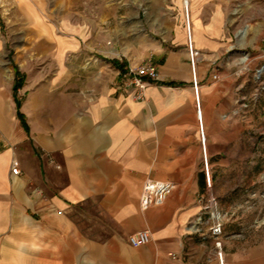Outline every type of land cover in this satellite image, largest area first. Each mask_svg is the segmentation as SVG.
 Wrapping results in <instances>:
<instances>
[{
	"label": "crops",
	"instance_id": "1",
	"mask_svg": "<svg viewBox=\"0 0 264 264\" xmlns=\"http://www.w3.org/2000/svg\"><path fill=\"white\" fill-rule=\"evenodd\" d=\"M191 9L213 186L232 197L245 143L234 103L249 82L221 66L230 46L225 6L191 0ZM167 39L169 48L154 52L158 78L141 101L114 85L116 67L64 66L25 99L0 70V264H218L213 240L193 226L205 179L182 24ZM148 178L175 188L142 211ZM220 178L232 185L227 192ZM251 195L245 188L244 201ZM143 229L150 241L131 246L128 236ZM251 231L258 237L245 235ZM222 245L226 264H264V225L228 224Z\"/></svg>",
	"mask_w": 264,
	"mask_h": 264
},
{
	"label": "rangeland",
	"instance_id": "2",
	"mask_svg": "<svg viewBox=\"0 0 264 264\" xmlns=\"http://www.w3.org/2000/svg\"><path fill=\"white\" fill-rule=\"evenodd\" d=\"M217 1L225 6L230 32L221 66L234 81L247 76L249 86L238 89L234 103L245 138L237 147L236 194L217 195L215 186L212 191L224 227L264 225V0ZM185 4L193 33L191 0H0V70L11 76L20 99L37 83L53 81L64 66L99 73L118 68L117 61V87L129 63L154 60L157 48H169L176 24L186 37ZM220 180L227 192L232 185ZM245 188L253 194L246 201ZM245 235L256 238L259 232Z\"/></svg>",
	"mask_w": 264,
	"mask_h": 264
},
{
	"label": "built area",
	"instance_id": "3",
	"mask_svg": "<svg viewBox=\"0 0 264 264\" xmlns=\"http://www.w3.org/2000/svg\"><path fill=\"white\" fill-rule=\"evenodd\" d=\"M186 2V0H184ZM188 7L185 4V25H186V47L190 63L192 88L195 98V111L198 124L199 141L202 146V171L205 179V189L199 196L200 212L193 223L195 231L201 232L204 237L210 238L214 242V254L218 264L225 263L222 239L224 236V222L216 196L213 193V176L211 164L208 158L206 145V133L203 121V106L201 101V80L198 76V64L202 59L200 50L196 47L193 40L191 18L188 13ZM158 78V68L152 59L144 60L139 64H128L126 70L121 73L119 87L132 90V96L135 100L145 99V90L148 84ZM214 80L218 79L217 74H213ZM11 171L13 174L19 173V165L13 160ZM175 183L170 180H158L148 178L144 181L142 191L139 197V207L146 211L151 207L161 206L166 197L174 190ZM128 242L131 246L138 247L146 244L151 239L148 229L139 230L128 236Z\"/></svg>",
	"mask_w": 264,
	"mask_h": 264
},
{
	"label": "trees",
	"instance_id": "4",
	"mask_svg": "<svg viewBox=\"0 0 264 264\" xmlns=\"http://www.w3.org/2000/svg\"><path fill=\"white\" fill-rule=\"evenodd\" d=\"M114 65L117 66L118 68H121V67H122V65H120L117 61L114 62ZM19 85H20V84H18V83L16 82L15 85H14V88H15V89L18 88ZM18 115H19L18 117L21 119L22 124H23V125L25 126V128H26L27 126H26V123H25V121H24V117H23L20 113H19Z\"/></svg>",
	"mask_w": 264,
	"mask_h": 264
},
{
	"label": "bare ground",
	"instance_id": "5",
	"mask_svg": "<svg viewBox=\"0 0 264 264\" xmlns=\"http://www.w3.org/2000/svg\"><path fill=\"white\" fill-rule=\"evenodd\" d=\"M110 53H113V54H115L116 53V51H115V49H112V50H110L109 51ZM204 121V120H203ZM204 130H205V125H204ZM206 133V132H205ZM207 145V144H206Z\"/></svg>",
	"mask_w": 264,
	"mask_h": 264
}]
</instances>
